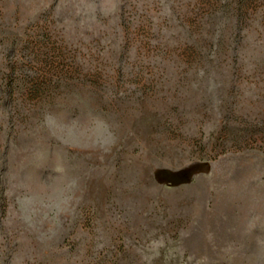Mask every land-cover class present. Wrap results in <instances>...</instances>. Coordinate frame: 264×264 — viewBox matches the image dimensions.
<instances>
[{
	"label": "rangeland",
	"instance_id": "374dc122",
	"mask_svg": "<svg viewBox=\"0 0 264 264\" xmlns=\"http://www.w3.org/2000/svg\"><path fill=\"white\" fill-rule=\"evenodd\" d=\"M0 264H264V0H0Z\"/></svg>",
	"mask_w": 264,
	"mask_h": 264
}]
</instances>
